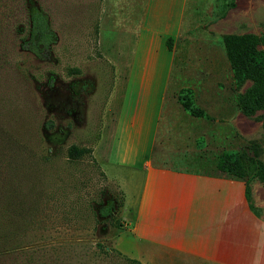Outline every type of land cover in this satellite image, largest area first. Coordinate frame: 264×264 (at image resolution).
<instances>
[{
  "label": "rangeland",
  "instance_id": "374dc122",
  "mask_svg": "<svg viewBox=\"0 0 264 264\" xmlns=\"http://www.w3.org/2000/svg\"><path fill=\"white\" fill-rule=\"evenodd\" d=\"M230 2L235 7L219 19ZM30 3L48 15L56 35L48 61L18 47L28 33ZM102 4L103 0H0V120L8 123L6 130H0L8 131L11 139L3 144L0 160L9 163L12 217L20 211L17 201L22 202L20 220L10 225L6 244L0 246V264H136L114 244L118 233L123 234L121 245L128 243L127 220L122 192L101 167L109 149L98 141L104 133L105 145L112 147L108 157L122 162L116 169L126 177L132 170L128 165L139 168L148 157L154 160L152 151L149 156L143 147L144 134L140 145L139 133L135 136L125 123L117 128L114 123L115 139L108 140L105 134L108 108L115 109L114 101L109 107L114 87L121 89L116 95L122 122L131 112L130 100L135 97L131 95L137 92L134 82L116 85L114 69L118 66L128 74L133 61L140 62L145 54L138 49L133 27L120 34L111 29L109 20H101ZM245 34H264V0L190 1L182 35L166 41L173 55L166 92L167 102L174 103V115L196 123L191 128L194 136L178 152L172 147L157 149V163L211 171L219 157L246 152L264 166V111L247 117L239 110L237 98L251 82L235 83L223 44L225 36ZM180 93L190 96L205 116L190 118L183 112ZM16 126L24 133L22 150L15 148L11 133ZM32 136L41 143L40 155L35 154ZM71 145L88 148L91 154L68 161L66 149ZM21 175L25 179L20 188L16 182ZM240 181L249 188L255 217L264 220V180ZM108 199L122 204L117 213L107 219L94 217Z\"/></svg>",
  "mask_w": 264,
  "mask_h": 264
},
{
  "label": "crops",
  "instance_id": "0c3cea01",
  "mask_svg": "<svg viewBox=\"0 0 264 264\" xmlns=\"http://www.w3.org/2000/svg\"><path fill=\"white\" fill-rule=\"evenodd\" d=\"M190 1L103 0L101 20H109L111 29L120 34L133 27L138 49L145 54L140 62L133 61L128 74L114 62V83L134 82L137 92L131 95L135 96L130 100L132 109L122 122L120 95H116L121 89L114 87L109 107L114 101L115 109L108 108L105 134L108 140L115 139L114 123L116 128L125 123L135 136L139 133L140 145L144 134L143 147L149 156L151 151L154 154V160L148 157L139 168L128 165L132 170L126 177L116 169L122 162L109 159L112 147L105 145L104 133L98 141L109 149L101 167L122 192V214L127 220L128 243L121 245L123 234L118 233L114 244L118 252L140 264H264V220L249 209L243 181L225 176L215 166L205 171L156 161L157 149L172 147L178 152L194 136L191 128L196 123L174 115V103L167 102L166 92L173 67L166 41L182 35Z\"/></svg>",
  "mask_w": 264,
  "mask_h": 264
},
{
  "label": "trees",
  "instance_id": "16d2710c",
  "mask_svg": "<svg viewBox=\"0 0 264 264\" xmlns=\"http://www.w3.org/2000/svg\"><path fill=\"white\" fill-rule=\"evenodd\" d=\"M233 2L226 4L220 11L219 19H222L227 10L234 8ZM27 18L29 23V29L26 37L19 40L18 47L31 54L40 61H48L51 56V48L56 43V35L52 31L49 25L48 15L35 4L30 3L27 7ZM168 44V43H167ZM223 44L227 60L232 72V77L236 84L240 85L245 81H250V86L238 96L237 106L241 113L247 117L254 116L258 111H264V34L260 37H256L250 34L240 36H225L223 38ZM170 49V46L167 45ZM178 102L182 106L183 110L192 117H204V113L196 107L190 96L180 93L178 95ZM7 114L6 110H3ZM0 114H3L0 112ZM0 117H3L0 115ZM7 121L0 120V127L6 130ZM262 127L264 130V118L262 120ZM23 130L16 126L12 131L13 139L16 140L15 148L22 150L26 145V141L22 135ZM9 132H2L0 130V153L6 148H3V144L10 142L8 138ZM4 136L5 140L2 139ZM12 139V141H13ZM32 142H35L33 147L36 155L42 154L41 143L35 140L32 136ZM30 142V144H32ZM15 144V142H14ZM30 146V145H29ZM39 148V149H38ZM91 151L88 148L78 147L71 145L66 149L65 158L68 161H77L82 159L86 155H90ZM9 163H4L0 160V246L6 244L7 234L11 230L10 225L17 224L19 216H21L22 205L21 200L17 201V209L19 208L15 216L10 214V179L8 178ZM19 167H22L20 165ZM215 168L225 174L229 178L236 180L249 179L258 177L264 180V166L255 159L254 156L249 155L246 152L232 153L219 157L216 160ZM24 176H19V180L16 182L19 187H22L24 182ZM245 183V197L249 206V209L254 210L249 201V188ZM21 197V191L19 189L18 196ZM122 206L116 204L115 199H108L103 204H100L96 209V213H93L94 217L100 219H107L117 213V210ZM117 228H120L118 226ZM102 252L109 255L104 249ZM118 252V251H117ZM130 262L140 264L138 261L130 260Z\"/></svg>",
  "mask_w": 264,
  "mask_h": 264
}]
</instances>
